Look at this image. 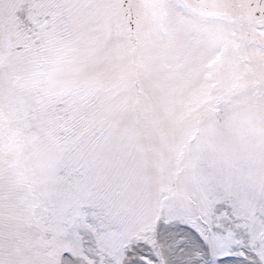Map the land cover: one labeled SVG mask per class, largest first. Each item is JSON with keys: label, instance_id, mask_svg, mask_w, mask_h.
<instances>
[{"label": "snow or ice", "instance_id": "snow-or-ice-1", "mask_svg": "<svg viewBox=\"0 0 264 264\" xmlns=\"http://www.w3.org/2000/svg\"><path fill=\"white\" fill-rule=\"evenodd\" d=\"M0 264H264V0H0Z\"/></svg>", "mask_w": 264, "mask_h": 264}]
</instances>
